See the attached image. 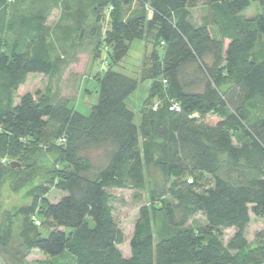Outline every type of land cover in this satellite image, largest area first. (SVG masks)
I'll use <instances>...</instances> for the list:
<instances>
[{
	"label": "trees",
	"instance_id": "obj_1",
	"mask_svg": "<svg viewBox=\"0 0 264 264\" xmlns=\"http://www.w3.org/2000/svg\"><path fill=\"white\" fill-rule=\"evenodd\" d=\"M14 1L0 0V166L16 169L15 159L56 127L41 146L54 167L17 210L36 230L24 236L25 250L50 264H264V224L252 242L243 233L250 212L264 217V13H244L263 0H111L106 67L94 76L98 99L88 115L29 92L15 101L27 74L53 69L49 8L38 4L56 0L8 11ZM120 1L143 10L123 19ZM191 6H206L203 22L192 20ZM144 30L154 42L150 66L139 77L114 69ZM144 80L150 87L135 124L125 99ZM50 186L64 193L53 202ZM109 188L147 191L151 202L139 208L127 256ZM196 213L204 222L188 224ZM11 218L3 213L0 246L11 239ZM225 228H235L226 242Z\"/></svg>",
	"mask_w": 264,
	"mask_h": 264
},
{
	"label": "rangeland",
	"instance_id": "obj_2",
	"mask_svg": "<svg viewBox=\"0 0 264 264\" xmlns=\"http://www.w3.org/2000/svg\"><path fill=\"white\" fill-rule=\"evenodd\" d=\"M39 1V0H36ZM20 5L23 11L33 7L32 0H15L8 5V11ZM29 5H32L31 7ZM112 1L106 0H56L55 3L39 2L38 6L49 8L47 19V38L49 41L54 66L49 74L29 73L15 91L14 98L26 92L34 98L57 104L64 101L72 109L88 115L91 105L98 99V83L94 76L102 74L106 67L103 38L110 27L109 20L114 10H111ZM120 16L125 19L143 10L136 2L124 3L120 1ZM191 18L194 22L204 21L206 6H191ZM264 13V0L260 5L253 2L244 13L254 15ZM202 21V22H203ZM264 43V39H262ZM154 45L150 31L144 30L140 37L129 42L125 55L117 58L112 67L124 74L139 77L150 66L149 54ZM263 45V44H262ZM103 47V48H102ZM101 50V55L100 51ZM150 81H141L137 88L125 99L128 109L134 113V123L140 122V108L148 96ZM56 127H47L40 135L37 144L29 145L30 159L17 158L19 164L16 169L0 166V222L5 211L11 214V239L7 246H0V264H50V260L37 249L26 251L22 246L25 237L36 234L35 227H31L30 214L20 213V207L30 204L29 194L32 186L42 185L47 177L48 170L54 167L53 160L41 146L44 141H51ZM100 156L98 151H92L93 159ZM23 157V156H22ZM32 163V167H28ZM151 176L159 179L155 170ZM187 178H193L187 175ZM200 187H207L209 178L199 179ZM110 203L114 217L123 232V242L118 245L123 255H128L129 239L134 224L139 216L142 205L150 206L147 191H135L131 188H109ZM64 193L50 186L49 201L58 200ZM17 213V214H16ZM161 225L163 218L156 216ZM204 222L201 213H196L188 220V224ZM264 217L255 216L250 212L248 223L243 229L247 241L252 242L255 233L262 228ZM42 227V226H39ZM157 228V226H156ZM43 230V228H42ZM43 236H47L49 231ZM235 232V228L223 229V240L226 242Z\"/></svg>",
	"mask_w": 264,
	"mask_h": 264
},
{
	"label": "built area",
	"instance_id": "obj_3",
	"mask_svg": "<svg viewBox=\"0 0 264 264\" xmlns=\"http://www.w3.org/2000/svg\"><path fill=\"white\" fill-rule=\"evenodd\" d=\"M173 104H174V105H172L171 108L178 109L177 104H176V103H173Z\"/></svg>",
	"mask_w": 264,
	"mask_h": 264
},
{
	"label": "water",
	"instance_id": "obj_4",
	"mask_svg": "<svg viewBox=\"0 0 264 264\" xmlns=\"http://www.w3.org/2000/svg\"><path fill=\"white\" fill-rule=\"evenodd\" d=\"M17 165V162H12V167H15Z\"/></svg>",
	"mask_w": 264,
	"mask_h": 264
}]
</instances>
